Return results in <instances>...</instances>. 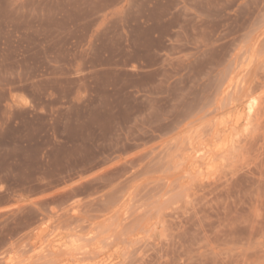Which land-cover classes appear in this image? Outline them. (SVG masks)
<instances>
[{"label": "rangeland", "instance_id": "rangeland-1", "mask_svg": "<svg viewBox=\"0 0 264 264\" xmlns=\"http://www.w3.org/2000/svg\"><path fill=\"white\" fill-rule=\"evenodd\" d=\"M0 264H264V0H0Z\"/></svg>", "mask_w": 264, "mask_h": 264}]
</instances>
